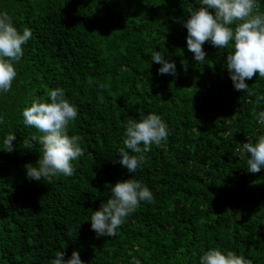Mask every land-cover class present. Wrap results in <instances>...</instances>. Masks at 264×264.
<instances>
[{"label":"trees","instance_id":"obj_1","mask_svg":"<svg viewBox=\"0 0 264 264\" xmlns=\"http://www.w3.org/2000/svg\"><path fill=\"white\" fill-rule=\"evenodd\" d=\"M264 12V0H258ZM200 0H0L15 25L33 38L15 64L11 91L0 95V264H51L59 250H74L85 264H199L212 247L264 264V169L247 171L240 143L264 135L256 115L264 110V77L237 91L226 68L231 45L204 44L208 63L187 49L188 9ZM167 51L178 74L161 75L153 51ZM186 60L187 71L181 61ZM105 88L101 89L99 84ZM63 88L79 107L69 135L81 137L84 155L72 177H26L41 145L23 147L35 128L22 111L34 99ZM98 94L105 97L103 103ZM156 112L170 135L143 153V170L119 163L129 119ZM8 132L18 147L3 150ZM142 180L154 193L120 227L116 237H97L92 212L117 181Z\"/></svg>","mask_w":264,"mask_h":264},{"label":"clouds","instance_id":"obj_2","mask_svg":"<svg viewBox=\"0 0 264 264\" xmlns=\"http://www.w3.org/2000/svg\"><path fill=\"white\" fill-rule=\"evenodd\" d=\"M186 19L176 18L187 29V49L194 54L196 62L205 64L207 52L204 44L218 48L229 45L233 51L226 56L225 64L237 91H250L248 80L257 73L264 77V12L260 11L258 0H200L199 7L187 10ZM33 38L30 28L21 31L7 11H0V95L11 91L18 72L15 64L24 54V46ZM167 51L155 50L151 61L160 65L161 75L178 74L176 61L166 58ZM187 71L186 60L181 61ZM105 88L103 83L99 84ZM50 101L34 99L22 111L23 124L35 128L42 135L33 134L23 141V147L32 150L34 143L41 145L39 159L24 165L26 177L34 181H48L51 184L60 175L72 177L75 174L74 161L84 155L81 137L69 135L70 124L79 119V107L66 98L63 88H55L47 93ZM101 103L105 97L98 94ZM264 99V97H262ZM256 119L264 125V110L257 113ZM0 124L3 119L0 118ZM171 129L160 114H141L140 119H129L124 131V147L118 149L119 163L129 173L143 170L152 146H162L167 141ZM14 132H8L2 139L3 150L13 152L18 145ZM237 151L247 155V171L259 173L264 169V135L253 142L240 143ZM120 180L111 187V196L102 202L98 210L92 212L91 228L96 236L116 237L142 202H153V191L142 180L134 178ZM66 252L59 250L51 264H85L79 251L64 259ZM134 264H140L138 260ZM199 264H253L251 259L238 255L235 251L212 247L199 256Z\"/></svg>","mask_w":264,"mask_h":264}]
</instances>
